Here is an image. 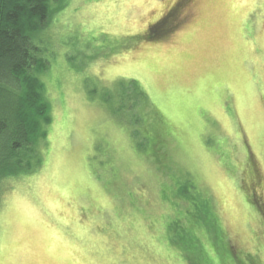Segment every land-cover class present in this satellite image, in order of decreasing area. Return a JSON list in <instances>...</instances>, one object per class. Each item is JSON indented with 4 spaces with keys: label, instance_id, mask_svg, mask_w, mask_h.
Segmentation results:
<instances>
[{
    "label": "rangeland",
    "instance_id": "rangeland-1",
    "mask_svg": "<svg viewBox=\"0 0 264 264\" xmlns=\"http://www.w3.org/2000/svg\"><path fill=\"white\" fill-rule=\"evenodd\" d=\"M51 7V120L3 183L0 264H192L171 186L210 200L234 264H264V0Z\"/></svg>",
    "mask_w": 264,
    "mask_h": 264
},
{
    "label": "trees",
    "instance_id": "trees-1",
    "mask_svg": "<svg viewBox=\"0 0 264 264\" xmlns=\"http://www.w3.org/2000/svg\"><path fill=\"white\" fill-rule=\"evenodd\" d=\"M52 3L0 0V194L6 180L33 172L41 160L38 146L51 117L41 78L50 59L40 34L53 12ZM162 24L151 27L150 38L165 34L168 29ZM167 187L163 185L161 190ZM170 188L174 190L170 208L184 222L176 231V240L180 247L183 239H188L190 246L200 242L198 252L183 246L182 251L189 254L187 260L192 264H234L236 251L230 242L226 249L221 247L226 235L214 221L210 200L193 193L192 187ZM162 198L169 199V195L162 194Z\"/></svg>",
    "mask_w": 264,
    "mask_h": 264
}]
</instances>
